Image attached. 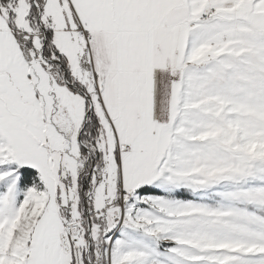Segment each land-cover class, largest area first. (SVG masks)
Returning a JSON list of instances; mask_svg holds the SVG:
<instances>
[{"label": "snow or ice", "instance_id": "snow-or-ice-1", "mask_svg": "<svg viewBox=\"0 0 264 264\" xmlns=\"http://www.w3.org/2000/svg\"><path fill=\"white\" fill-rule=\"evenodd\" d=\"M0 264H264V0H0Z\"/></svg>", "mask_w": 264, "mask_h": 264}]
</instances>
